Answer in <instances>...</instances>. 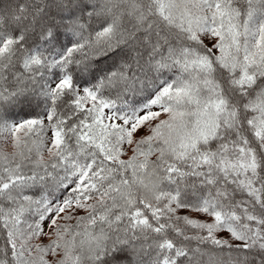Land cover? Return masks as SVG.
<instances>
[{
	"label": "snow or ice",
	"instance_id": "6c2138e0",
	"mask_svg": "<svg viewBox=\"0 0 264 264\" xmlns=\"http://www.w3.org/2000/svg\"><path fill=\"white\" fill-rule=\"evenodd\" d=\"M0 264H264V0H0Z\"/></svg>",
	"mask_w": 264,
	"mask_h": 264
}]
</instances>
